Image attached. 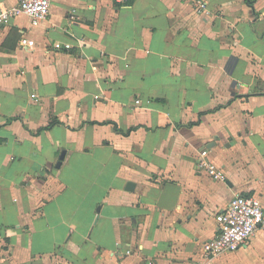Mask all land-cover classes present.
Instances as JSON below:
<instances>
[{"label": "crops", "instance_id": "obj_1", "mask_svg": "<svg viewBox=\"0 0 264 264\" xmlns=\"http://www.w3.org/2000/svg\"><path fill=\"white\" fill-rule=\"evenodd\" d=\"M207 1L0 26V264H198L235 194L264 207V0ZM215 264H264V221Z\"/></svg>", "mask_w": 264, "mask_h": 264}, {"label": "built area", "instance_id": "obj_2", "mask_svg": "<svg viewBox=\"0 0 264 264\" xmlns=\"http://www.w3.org/2000/svg\"><path fill=\"white\" fill-rule=\"evenodd\" d=\"M52 0H18L14 6L0 9V26L8 24L15 17L26 15L32 24L46 20L50 14ZM123 1V0H120ZM198 14L207 16L211 13L207 0H194ZM33 40L22 38V45L31 46ZM70 43L56 41L55 49H69ZM36 94H33L35 96ZM201 163L208 175L215 180H225L226 171L223 166L209 158V149L201 150ZM264 207L256 195L235 194L225 209L216 214L215 235L204 242V259L198 264H215L217 256L243 246L262 225ZM128 252H130L128 250Z\"/></svg>", "mask_w": 264, "mask_h": 264}, {"label": "water", "instance_id": "obj_3", "mask_svg": "<svg viewBox=\"0 0 264 264\" xmlns=\"http://www.w3.org/2000/svg\"><path fill=\"white\" fill-rule=\"evenodd\" d=\"M63 156H64V154H62L61 158H63ZM60 162H61V161H59L57 165H60ZM134 185H135V184H134L133 182H129V183L127 184V189H131V190H132V189L134 188Z\"/></svg>", "mask_w": 264, "mask_h": 264}, {"label": "trees", "instance_id": "obj_4", "mask_svg": "<svg viewBox=\"0 0 264 264\" xmlns=\"http://www.w3.org/2000/svg\"><path fill=\"white\" fill-rule=\"evenodd\" d=\"M131 1H132V0H128V3H131ZM246 2H247L249 5H254L255 0H246ZM53 123H54V121L51 122V124H53Z\"/></svg>", "mask_w": 264, "mask_h": 264}]
</instances>
